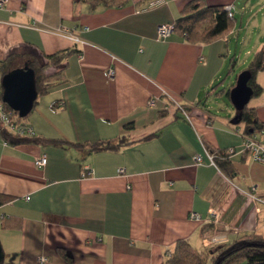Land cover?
Returning <instances> with one entry per match:
<instances>
[{
  "label": "crops",
  "instance_id": "obj_1",
  "mask_svg": "<svg viewBox=\"0 0 264 264\" xmlns=\"http://www.w3.org/2000/svg\"><path fill=\"white\" fill-rule=\"evenodd\" d=\"M191 1L125 0L91 9L81 0H6L0 8V62L45 65L46 56L76 52L46 71H59L60 84L37 98L26 120L34 139L86 148L123 141L118 150L87 153L0 138V215L11 222L0 228L2 264H164L180 241L210 252L214 246L203 239L211 234L227 242L264 237V164L244 151V126L232 104L220 106L223 92L210 90L224 53L231 54L236 21L207 43L174 33L157 39L158 27L173 24ZM201 1L234 8L243 2ZM60 28L80 42L57 34ZM110 68L114 76L106 78ZM256 82L263 92L249 108L264 138V70ZM231 149L235 172L227 175L208 155L222 158ZM42 157L45 165L36 166ZM85 167L92 174L83 178ZM191 212L202 221L189 219Z\"/></svg>",
  "mask_w": 264,
  "mask_h": 264
},
{
  "label": "trees",
  "instance_id": "obj_2",
  "mask_svg": "<svg viewBox=\"0 0 264 264\" xmlns=\"http://www.w3.org/2000/svg\"><path fill=\"white\" fill-rule=\"evenodd\" d=\"M89 5L91 9L98 6H118L124 3L125 0H81ZM235 19L227 16L223 6H206L201 0H193L185 5L181 16L173 23L174 34L182 38L184 41L192 44L207 43L222 36H226L234 27ZM74 50L59 51L52 55L46 56V64L39 65L33 59H26L24 63H28L35 75V84L38 97L45 95L50 89L60 84L57 80L60 79V72L57 71L54 75L48 76L46 71L50 68L60 67L65 60L72 54ZM23 63V64H24ZM23 64L15 66L12 59H7L0 62V80L11 69L20 68ZM232 61V67L233 65ZM264 70V51L259 50L254 54L250 64L246 67L251 78L248 85L252 89V98H258L262 92V87L256 82L258 73ZM49 78L50 81H49ZM231 90V88H230ZM230 90L227 91V97ZM0 95L2 89L0 86ZM37 97V98H38ZM1 99V96H0ZM3 107L11 113V115L20 123L27 124L26 118H19L17 113L9 109V107L2 103ZM37 105V100L34 103L33 109ZM55 104H51L54 108ZM32 112V111H31ZM238 117V124H243L244 131L247 136L258 134L262 131V124L256 116L255 109L249 108L248 105L241 112H235ZM132 125L126 126V129H131ZM0 138L7 142V144L20 143H51L59 147L72 146L79 151H86L87 153H95L100 151H115L123 145V141L117 144H95L86 148L82 144H74L65 140H46L42 138L34 139L17 137L8 132H1ZM222 157V156H221ZM213 164L217 166L222 172L225 171L227 175L235 172L234 168L227 160V158H213ZM0 200V204H1ZM210 221V220H209ZM11 222L8 219L2 218L0 220V228L9 229ZM58 253L69 261L70 257L62 248L58 249ZM4 261V260H3ZM164 264H264V237L257 234H250L241 236L231 242H226L221 245L214 246L210 252H200L191 248L187 242L180 241L175 244L173 249L167 254Z\"/></svg>",
  "mask_w": 264,
  "mask_h": 264
},
{
  "label": "rangeland",
  "instance_id": "obj_3",
  "mask_svg": "<svg viewBox=\"0 0 264 264\" xmlns=\"http://www.w3.org/2000/svg\"><path fill=\"white\" fill-rule=\"evenodd\" d=\"M241 1L243 2H239L234 8L236 35L229 38L231 54H229L228 51L224 53L223 57L226 62L220 74L215 78V83L210 88V90H216L217 94L223 92V98L220 100V106L222 107L231 104L227 97V91L230 89L231 85L234 86L237 76L250 64L254 54L259 51V49L264 51V0ZM237 32L239 33L238 36ZM247 51L251 54L247 55ZM232 59L237 66L234 64L232 67ZM50 79L51 78H49V81ZM255 99L256 98L249 101L248 107L253 106Z\"/></svg>",
  "mask_w": 264,
  "mask_h": 264
},
{
  "label": "built area",
  "instance_id": "obj_4",
  "mask_svg": "<svg viewBox=\"0 0 264 264\" xmlns=\"http://www.w3.org/2000/svg\"><path fill=\"white\" fill-rule=\"evenodd\" d=\"M6 2V0H2L0 1V8L4 5V3ZM224 10L227 13V16L229 18H233L234 16V6L232 5H227L224 7ZM174 32V26L173 24H165V25H161L158 27L157 29V39L159 40H165L167 37H169L172 33ZM57 34H60L62 36L67 37L69 40L74 41V42H80V40L75 37L70 30L66 29V28H60L56 31ZM104 76L106 78H112L114 76V70L112 68L108 69L105 73ZM153 101L150 102L151 105H153ZM183 112L184 117L186 118V120H190L189 116L186 114V112L184 110H181ZM8 132L11 133L17 137H21V138H30L33 137L34 133L32 131V128L28 125V124H23L20 123L18 120H16L9 111H7L3 105L0 103V133L1 132ZM243 149L244 151L250 155V157L252 158V160L257 161L259 163H263L264 164V138L260 137L258 134H253L250 136H244L243 137ZM4 144H7L6 141H4ZM232 154H234V151L231 150H227L223 153H221L220 156H222V158H227L230 157ZM208 159L211 163H213V157L208 155ZM193 161L196 165L202 164L203 160L202 157L200 155H196L193 158ZM46 159L44 157L39 158L35 163L36 166L38 167H42L45 165ZM119 174L123 173L122 169L118 170ZM92 174V170L88 167L83 168V172H82V177H88ZM28 199V198H26ZM209 220H215L216 219V215L215 213H213L212 211L209 212ZM3 218V216L0 215V220ZM189 219L193 220V221H202V218L194 213L191 212L189 214ZM227 242L226 236L224 234H211L208 235L207 237H205L203 239V243L204 246H217V245H221ZM39 262L43 263L45 262L44 258H39Z\"/></svg>",
  "mask_w": 264,
  "mask_h": 264
},
{
  "label": "water",
  "instance_id": "obj_5",
  "mask_svg": "<svg viewBox=\"0 0 264 264\" xmlns=\"http://www.w3.org/2000/svg\"><path fill=\"white\" fill-rule=\"evenodd\" d=\"M251 75L248 71L240 73L234 86L229 92V100L235 112H241L252 98V89L248 85ZM2 89L1 102L16 112L19 118H26L32 111L38 93L35 84V75L28 63L22 67L9 70L0 80ZM236 123L238 117L236 115ZM4 254L0 244V264Z\"/></svg>",
  "mask_w": 264,
  "mask_h": 264
}]
</instances>
